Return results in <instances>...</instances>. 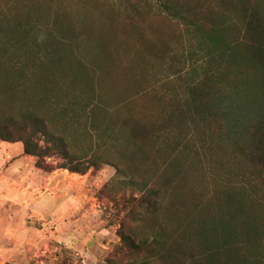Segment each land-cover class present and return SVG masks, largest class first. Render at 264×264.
<instances>
[{
	"label": "rangeland",
	"instance_id": "374dc122",
	"mask_svg": "<svg viewBox=\"0 0 264 264\" xmlns=\"http://www.w3.org/2000/svg\"><path fill=\"white\" fill-rule=\"evenodd\" d=\"M12 21L22 22L29 35L26 43L16 44L13 38L10 53H63L61 76L92 75L96 96L106 109L113 112L116 103L129 99L130 110L119 109L114 117L129 113L153 138L161 132L159 126H166L160 138L147 142L157 148L156 160L177 146L173 153L185 163L191 207L199 199L210 200L218 183L229 176L224 165L232 143L245 137L262 111L263 103L245 93L253 74L246 61L231 60V53H222L194 26L158 13L155 0H0L1 29ZM21 27L15 22V37L25 35ZM211 27L205 22L201 29ZM231 31L226 36L220 31L218 40L229 41ZM69 82L61 78L54 83L69 87ZM191 96L196 101L188 103ZM98 118L103 119L100 113ZM78 141L84 139L79 136ZM46 162L52 171L36 167L20 142L0 140V180L9 181L12 191L14 180L29 183L35 210L15 219L0 212V237H13L14 228L22 226L16 231L21 242L6 244L11 250L2 258L26 264H106L120 244L116 232L130 190L117 183L114 166L102 164L79 174L59 168V156L47 157ZM2 194L6 193L0 192L1 198ZM216 207H203L192 226L194 240L199 239L198 224L209 221ZM159 220L173 232L170 216L160 215Z\"/></svg>",
	"mask_w": 264,
	"mask_h": 264
},
{
	"label": "trees",
	"instance_id": "16d2710c",
	"mask_svg": "<svg viewBox=\"0 0 264 264\" xmlns=\"http://www.w3.org/2000/svg\"><path fill=\"white\" fill-rule=\"evenodd\" d=\"M155 6L158 13L194 26L222 53H231V60L246 61L253 74L245 93L263 103L245 137L232 143L224 165L229 176L208 202L199 199L191 207L186 166L173 153L177 146L160 162L155 145L148 146L166 126H159L161 132L153 138L129 113L114 117L119 109L130 110L129 99L116 103L113 112L106 109L92 75L61 76L63 53H10L13 38L18 44L29 35L19 21L23 37L14 36V21L0 27V140L20 142L23 154L47 172L54 169L46 162L52 156L61 157L59 168L72 173L85 174L102 164L115 167L117 183L130 190V202L116 232L120 244L106 264H264V0H155ZM205 22L213 29H201ZM220 31H231L230 40L219 41ZM61 78H69V87L54 83ZM188 101L196 100L191 96ZM212 205L217 207L211 219L201 220L194 240L193 223L203 207ZM160 215L171 217L173 232Z\"/></svg>",
	"mask_w": 264,
	"mask_h": 264
},
{
	"label": "crops",
	"instance_id": "0c3cea01",
	"mask_svg": "<svg viewBox=\"0 0 264 264\" xmlns=\"http://www.w3.org/2000/svg\"><path fill=\"white\" fill-rule=\"evenodd\" d=\"M25 156H29V155H25ZM2 182V183H1ZM9 182V181H7ZM3 183L2 180H0V186H2L3 188L0 190V192H5L6 194H2V197H0V212L6 211L9 212V217H11V219H15V217H24V216H28L30 214H34L31 212H35V210H33V204H32V200L30 199L31 195L29 194L28 190H27V186H30L29 183H25L22 184L20 182H18L17 180H14V191H12V189L8 188L9 184L8 183ZM13 185V182L10 183V186ZM20 190V191H19ZM4 216H0V220H3ZM6 219L8 220L9 218L6 217ZM20 228H22V226H18L16 228H14V236H9V237H5V235L0 237V243H4L3 245L1 244L0 246V264H5V263H10V264H26L25 262H27L26 260H18L17 258L14 259H4L2 258L3 256H6L7 251L11 250L8 249L5 245L6 244H10V246H14V244H18L20 241V236L16 234V231H18ZM23 228H25V226H23ZM1 232V231H0ZM1 234V233H0ZM17 246V245H16ZM14 250H18V249H14ZM39 264V263H38Z\"/></svg>",
	"mask_w": 264,
	"mask_h": 264
}]
</instances>
